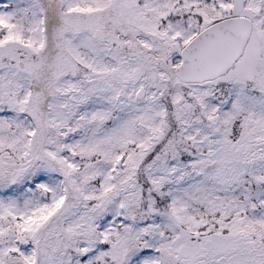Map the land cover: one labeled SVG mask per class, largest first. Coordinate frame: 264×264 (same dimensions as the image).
Instances as JSON below:
<instances>
[{
    "label": "snow or ice",
    "instance_id": "1",
    "mask_svg": "<svg viewBox=\"0 0 264 264\" xmlns=\"http://www.w3.org/2000/svg\"><path fill=\"white\" fill-rule=\"evenodd\" d=\"M0 264H264V0H0Z\"/></svg>",
    "mask_w": 264,
    "mask_h": 264
}]
</instances>
